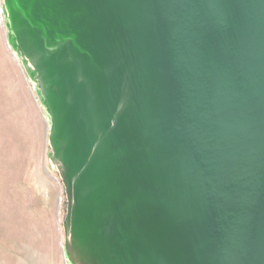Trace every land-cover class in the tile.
<instances>
[{
    "label": "water",
    "instance_id": "water-1",
    "mask_svg": "<svg viewBox=\"0 0 264 264\" xmlns=\"http://www.w3.org/2000/svg\"><path fill=\"white\" fill-rule=\"evenodd\" d=\"M0 3L43 93L63 253L264 264V0Z\"/></svg>",
    "mask_w": 264,
    "mask_h": 264
},
{
    "label": "rangeland",
    "instance_id": "rangeland-1",
    "mask_svg": "<svg viewBox=\"0 0 264 264\" xmlns=\"http://www.w3.org/2000/svg\"><path fill=\"white\" fill-rule=\"evenodd\" d=\"M5 36L0 18V264H66V200L46 116Z\"/></svg>",
    "mask_w": 264,
    "mask_h": 264
},
{
    "label": "bare ground",
    "instance_id": "bare-ground-1",
    "mask_svg": "<svg viewBox=\"0 0 264 264\" xmlns=\"http://www.w3.org/2000/svg\"><path fill=\"white\" fill-rule=\"evenodd\" d=\"M0 18H1V20H3L4 23L6 22V13L4 11H2V12L0 11ZM6 44H7V46L11 47L13 53L19 58L20 55H19V52L17 49L16 41L14 39V35L12 34V31L8 32ZM20 59L23 62V59L21 57H20ZM24 67L26 69L25 73H26L28 79H30V81H32V83L36 85L37 79H36L35 75L31 71V69L29 67H27L25 64H24ZM40 93L41 94H39V91H38V97H39V101L41 104V108L43 107L44 110L46 111V107L44 105L45 102L43 101L44 100L43 93L41 90H40ZM41 96H42V99H40ZM64 259L66 261V264H83V262H80L79 259L77 258V256L75 255V253L68 247L64 251Z\"/></svg>",
    "mask_w": 264,
    "mask_h": 264
}]
</instances>
